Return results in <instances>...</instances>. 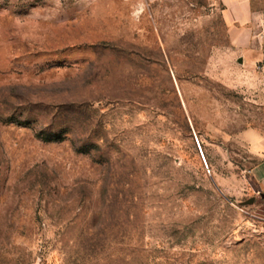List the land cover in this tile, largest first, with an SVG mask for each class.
Segmentation results:
<instances>
[{
	"label": "rangeland",
	"instance_id": "rangeland-1",
	"mask_svg": "<svg viewBox=\"0 0 264 264\" xmlns=\"http://www.w3.org/2000/svg\"><path fill=\"white\" fill-rule=\"evenodd\" d=\"M221 8L0 0V264H264V44Z\"/></svg>",
	"mask_w": 264,
	"mask_h": 264
},
{
	"label": "crops",
	"instance_id": "crops-1",
	"mask_svg": "<svg viewBox=\"0 0 264 264\" xmlns=\"http://www.w3.org/2000/svg\"><path fill=\"white\" fill-rule=\"evenodd\" d=\"M221 8V18L226 26L227 34L231 39V44L238 53L237 62L251 67L253 62L263 56V52L251 46V40L255 39L262 45L264 41L259 38V16L264 10V0H219ZM257 28V33L253 35L252 27ZM246 140L251 145V150L262 156L260 162L253 169V175L257 185L264 191V144L254 133H246Z\"/></svg>",
	"mask_w": 264,
	"mask_h": 264
},
{
	"label": "built area",
	"instance_id": "built-area-1",
	"mask_svg": "<svg viewBox=\"0 0 264 264\" xmlns=\"http://www.w3.org/2000/svg\"><path fill=\"white\" fill-rule=\"evenodd\" d=\"M258 25H259L258 36L260 39L264 41V10H262L260 13Z\"/></svg>",
	"mask_w": 264,
	"mask_h": 264
}]
</instances>
